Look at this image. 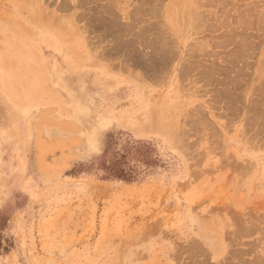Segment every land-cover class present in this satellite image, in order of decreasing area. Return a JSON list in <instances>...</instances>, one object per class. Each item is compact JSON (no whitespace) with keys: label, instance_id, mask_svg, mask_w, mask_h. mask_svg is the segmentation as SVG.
Returning a JSON list of instances; mask_svg holds the SVG:
<instances>
[{"label":"rangeland","instance_id":"rangeland-1","mask_svg":"<svg viewBox=\"0 0 264 264\" xmlns=\"http://www.w3.org/2000/svg\"><path fill=\"white\" fill-rule=\"evenodd\" d=\"M0 86V264H264V0H0Z\"/></svg>","mask_w":264,"mask_h":264},{"label":"bare ground","instance_id":"bare-ground-1","mask_svg":"<svg viewBox=\"0 0 264 264\" xmlns=\"http://www.w3.org/2000/svg\"><path fill=\"white\" fill-rule=\"evenodd\" d=\"M232 22V21H231ZM220 23V22H219ZM245 33V32H244ZM233 34V33H232ZM242 34V33H241ZM242 37H243V35H242ZM246 37V36H245ZM241 48V47H240ZM239 51H241V50H239ZM238 51V52H239ZM89 62H87V64H88ZM243 66V65H242ZM237 70V69H236ZM241 72V71H240ZM237 85V84H236ZM3 90H5V89H3L1 86H0V92L4 95L3 97H5V99H6V96H5V92L3 91ZM224 94V93H223ZM9 96V95H8ZM235 99V98H234ZM7 100H9V99H7ZM13 102V101H12ZM13 105H15L14 104V102H13ZM16 107H14L16 110H15V115H13L14 117L15 116H17V115H19V113H21L20 112V109L19 108H17V105H15ZM13 109V106H11V110H10V112H14V110H12ZM264 112V111H263ZM264 114V113H263ZM13 116H10V117H13Z\"/></svg>","mask_w":264,"mask_h":264}]
</instances>
